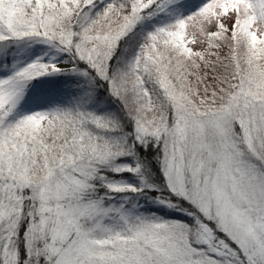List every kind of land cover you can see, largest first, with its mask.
Segmentation results:
<instances>
[{"label":"snow or ice","instance_id":"6c2138e0","mask_svg":"<svg viewBox=\"0 0 264 264\" xmlns=\"http://www.w3.org/2000/svg\"><path fill=\"white\" fill-rule=\"evenodd\" d=\"M0 264H264V0H0Z\"/></svg>","mask_w":264,"mask_h":264}]
</instances>
